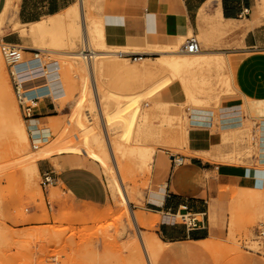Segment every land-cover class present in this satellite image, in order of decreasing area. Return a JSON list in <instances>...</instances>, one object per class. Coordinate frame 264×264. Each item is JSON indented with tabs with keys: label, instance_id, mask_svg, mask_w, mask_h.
Instances as JSON below:
<instances>
[{
	"label": "rangeland",
	"instance_id": "1",
	"mask_svg": "<svg viewBox=\"0 0 264 264\" xmlns=\"http://www.w3.org/2000/svg\"><path fill=\"white\" fill-rule=\"evenodd\" d=\"M4 1L0 0V10ZM205 12L210 13L209 8H206ZM98 13H100V16L96 15L97 11L95 9L91 10V14L96 17L95 20L99 21L100 18L108 30V43L111 46L117 49L120 46L122 50L154 51V47L139 48L117 41L118 35H120L118 24L113 21L112 17L108 16L105 7H101ZM102 15L104 16L103 18ZM195 35L200 42L202 51L222 53L226 60L225 66L220 68L196 69L193 75L194 78L190 79V81L185 80L190 86H194V92L197 96L206 97L207 100L198 106L215 113L214 126L210 130V132H215L218 128L216 124H218L219 107H221L224 100L236 96L233 84V68L237 57L225 54L223 49L233 48L234 45H238L230 41L232 36L230 31L220 34L209 27L208 30L203 29L200 34L198 32ZM191 36L194 35L186 34L179 41L180 50H182L181 45L183 42ZM10 37L17 38L19 46H26V48L23 47L25 52L22 61L18 64V70L43 66L44 62L54 59L62 63V60L65 59L63 56L53 52L30 48L33 46L32 40L29 37L23 38V36L19 35V32L3 35L0 37V42L2 40L8 41ZM167 39L155 38V40ZM176 41L177 39L173 42ZM81 43L80 39L78 42L79 48H76L78 51L83 48ZM172 43L162 44L160 42L159 44L165 48L167 47V49H172ZM36 52L40 53L39 57L35 56L34 53ZM158 55L159 53L149 52L144 57L153 59ZM43 60L46 61L42 62ZM125 60L130 65L142 61L129 58ZM81 61L84 64V68L69 70L67 65L63 66L64 76L72 78L71 80L69 79L68 83L67 80L64 82L66 87L69 86L68 95L59 102L56 101L57 111L55 116L42 121L40 124V127L50 129L52 133L50 134V139L53 140L48 145V147H51L49 150L50 156L38 160V163L40 161H50L58 170H61L65 164H71L72 159L86 157L83 154L80 155V153L78 155L69 153L66 148L67 143L59 142V144L63 145H58V141L54 139L58 137V139H62L63 136V139L65 137V139H70V142L76 147H83L79 128L74 123V104L75 100L77 101L81 96V78L89 73L88 68L85 67L84 59L81 58ZM3 62H5L4 70L2 73L0 72V98H3V93L5 94L9 90L11 92L10 96L16 101V106H18L9 68L4 57ZM104 62L110 65L105 64V67L102 70H96L95 74L96 79H99L103 88H109H106L105 92L110 91V89L117 93L141 91L144 88H149L157 81L166 79L165 85L157 97L152 99L148 94H145L143 99L140 100V105L133 110L138 117H143L140 119V139L142 143L153 146L156 149V155L162 156L164 165L168 166V168L174 156L186 158L201 154L210 155L209 160L217 165L250 166L255 163V158L258 156L257 140L260 136V119L256 115L251 114L249 107L257 102L250 103L249 100V106L244 107L246 117L244 127L240 132L236 131L227 135H223L221 132L223 136L221 135L220 142L211 147L210 150L204 152L193 151L190 146L192 125H188L186 119L191 113L190 109L197 106L190 98H187L182 87L184 78L188 75L185 73L177 74L167 68L166 70L160 69L158 71H148L142 75L139 74L135 80L119 71L112 61ZM149 63L152 62L150 61ZM98 75L101 78H97ZM111 79L112 81H110ZM227 81L231 82L230 86H227ZM38 82L43 84L45 80L40 79ZM125 84L128 86L126 87ZM43 87L44 85L34 87L27 93L30 96H46V90ZM91 93L90 90L78 101L83 105H87L88 109H90V113L88 110L84 113L87 124L93 122L92 126L95 127V130L103 133L99 117L96 120H89L90 117H97L96 110L91 112ZM259 105L261 106L262 104L259 103ZM17 109L19 110V116L26 124L30 144L28 149L17 152L12 146V140L9 135L0 134V264H129V260L136 255H141L143 264H148L140 244L138 246L136 244L139 231H142L146 241L150 240L155 244V251H150V264H163V252L168 244H158L157 225L152 228L138 225L137 228L131 217L133 212L136 215L141 214L145 218L150 217V214L141 210L139 206L143 205L142 200L145 192L154 188L156 184L155 165L141 169L134 163L130 155L119 154L117 156L118 165L121 168V178L129 197L128 203L124 200L125 191L121 187H119L120 195L118 199L109 197L107 203L101 206L76 203L66 195L60 198L59 196L63 193L59 188L51 185L47 188L42 186V175L40 173L35 177L34 182L29 184L27 181L25 168L28 161L24 160L25 158L23 157L28 155L25 152H36L37 149L33 148L28 122L22 117L19 106ZM103 114L104 116L106 114L105 108ZM145 115L147 118H144ZM122 132V128L118 127L117 124H114L112 129H110L112 138L117 137ZM62 133L63 135H61ZM75 135L79 139L75 138ZM135 136L136 134H134ZM40 138L43 140L45 136ZM218 151H220L219 154L222 152L230 153L220 156ZM62 155H67L70 158L64 165L62 163ZM86 159L89 158L86 157ZM89 160L97 164L98 168L102 165L99 158ZM183 162L185 164L187 160ZM256 163L260 165L258 159ZM172 164L175 166L174 163ZM247 188L252 190L248 191L242 187L235 188L232 186H222L220 188L219 198L223 204L224 215L220 219L210 211V220L213 226L221 228L222 234L199 243L211 255L212 264H252L251 260L254 259H258L264 264V256H257L242 247L243 239H247L253 248L258 250V242H253L252 239L256 238L255 230L258 226L264 230V189ZM51 192L53 195H51ZM238 196H241V201H239ZM119 200L123 201V203ZM211 201L218 202L214 198H211ZM178 221L181 222L180 217Z\"/></svg>",
	"mask_w": 264,
	"mask_h": 264
},
{
	"label": "crops",
	"instance_id": "2",
	"mask_svg": "<svg viewBox=\"0 0 264 264\" xmlns=\"http://www.w3.org/2000/svg\"><path fill=\"white\" fill-rule=\"evenodd\" d=\"M76 1L20 0L17 14L22 24H29L57 14ZM96 4L97 12L105 7L108 16L118 24L120 35L117 41L139 48L146 44L172 43L178 34L186 35L190 27L194 36L216 23H222L221 31L217 33L232 32L230 41L238 46L224 48L223 51L237 57L233 68L236 96L222 102L224 112L221 114L218 110L220 120L215 132H210L215 121L213 111L206 114V124H192L195 125L190 130V146L193 151L210 150L220 142L223 125L237 121L244 123V107L249 106V100L250 103L253 100H264V0H98ZM206 8H209L210 13L205 12ZM157 37L168 39L155 40ZM8 41L17 44V38L10 37ZM38 86L43 85H33ZM38 98L35 118L31 120L35 122L29 124L34 128L55 116L57 111L52 96ZM237 112H240L239 115ZM36 131L37 137H40V131ZM261 140L264 142V134L259 136L258 142ZM259 146L255 163L250 166L217 165L209 160L210 155L201 154L184 157L187 162L178 166H173L172 162L168 168L162 156L156 155V184L145 192L143 205L139 208L149 213L151 219L154 216L158 219L156 234L163 245L168 244L163 252V264H212L211 255L199 245L200 242L222 234L220 227L212 225L210 211L220 219L224 215L219 198L222 186L264 189V156ZM229 153L222 152L219 155ZM62 158L63 165L70 160L67 155H62ZM257 159L260 165H257ZM38 167L41 175H53L55 181L51 186L62 191L60 198L66 195L76 203L95 206L107 203L109 193L105 179L96 169L98 165L92 161L72 159L71 164H65L61 170L56 169L50 161H40ZM211 198L218 202H212ZM184 216L197 217V227L187 226ZM150 217L144 218L150 221ZM179 217L181 222L178 221ZM251 261L252 264H262L258 259Z\"/></svg>",
	"mask_w": 264,
	"mask_h": 264
},
{
	"label": "bare ground",
	"instance_id": "3",
	"mask_svg": "<svg viewBox=\"0 0 264 264\" xmlns=\"http://www.w3.org/2000/svg\"><path fill=\"white\" fill-rule=\"evenodd\" d=\"M19 2L20 0H5L4 5L0 11V37L13 32H19V35L23 36V38L29 37L30 40H32L33 46H31L30 48L40 51L53 52L65 58L62 60V63L56 59L46 63L44 62L46 60H43V65H45L35 68L42 69L44 67V70L42 72H39V78L45 80V83H39L38 80L40 79L37 78L35 79L37 81H34V84L39 83L44 85L43 88L46 90V95L52 96L55 102H59L61 99L65 98L68 95L69 86L66 87L64 82H66L67 80L68 83V81L72 79L71 77H66V75L64 76L63 66L67 65L69 70L84 68V64H82L81 61V58H83L85 62V67L89 70V73L87 75L82 76L81 78L82 88L80 92V98L82 99L91 90V112L96 110L97 117H90L89 120H96L99 117V119L101 120L103 133L97 132L95 130V127L92 126L93 122L87 124V122L85 121L84 113L87 110L90 113V109H88L87 105H83L80 101H78L80 100L79 98L77 99V101L75 100L74 104V123L79 128L83 147H76L70 142V139H65L66 137L63 139V136L62 139H58L59 137L54 139L58 141V145H63L59 144V142H63L65 144L67 143L66 148L68 149L69 153H74L77 155L80 153V155L83 154L89 159L99 158L101 160L102 165L96 169L106 181V185L109 190V197L113 199H118L120 195L119 187H121V189L125 191L124 200L128 203L129 197L126 192L124 182L121 178V168L118 165L117 156H119V154H122L124 156L125 154L130 155L133 158L134 163L141 169L150 166L153 167V165L155 164L156 149L151 145H146L142 143L140 139V119L143 117H138V115L135 114L133 109L137 108V106L140 105V100L143 99V96H145V94H148L149 97H152V99L157 97V95L163 89L166 79L157 81L153 83L149 88H144L141 91H128L127 93H117L111 91L112 89H110V91L105 92V89L108 87L104 89L103 85L99 82V79H96V70H102L103 67H105V64H109L104 61L110 60L119 71H122L124 74H126V76H131L135 80L138 78L139 74L142 75L148 71L152 72L158 71L160 69L166 70L167 68L175 71L177 74L185 73L188 76L184 78L182 87L185 91V95L187 96V98H190L197 106L190 109L191 113L186 119V122L188 125H192L195 123L206 124L208 122V115L206 114L211 111L200 108L201 106L199 107L198 105H200L203 101L207 99L204 96H197L194 92V86H190V84H188V82H185V80L187 79V81H190V79H193V75L196 69L198 70L208 67L220 68L225 66V57L222 55V53L205 52L201 49L198 52H188L183 49L182 51L180 50L179 41L184 37V34H178L176 38L177 41L172 43V49H167V47L165 48L161 44H146L147 46H144L145 48L154 47L155 49L153 52L159 53V55L153 59L143 57L142 59H140L142 61L137 62L134 65H130L125 60L126 58L121 56L120 53H136L140 51L122 50L120 46L117 49L116 47L111 46L108 43V30L105 28L104 23H102L100 18L99 21H96V17L91 14L92 9H95L97 11V7L95 6L98 5L96 4L98 3V0H78L72 5H70L68 8L57 14L47 16L39 21L31 22L29 24H22L18 17L17 13L19 10ZM96 15L100 16V13L97 12ZM103 17L104 16L102 15V18ZM221 27L222 23H216L211 28L216 32H219L221 31ZM187 34L194 35V32L191 27L187 29ZM80 39L82 41L81 44L83 48L82 50H80V48L78 51L76 48H79L78 42L80 41ZM184 43L185 42H183V44ZM183 44L181 46H183ZM21 46L26 48V46L24 45ZM149 52L153 53L148 50L144 51V53ZM1 54L2 53L0 52V72L2 73L4 70L5 62H3V57ZM36 56L39 57L40 53H37ZM150 61L152 63H149ZM97 78H101V76L98 75ZM73 79L75 80V78ZM110 81H112V79ZM107 83H109V81ZM230 85L231 82L227 81V86ZM125 86L127 87L128 85L125 84ZM10 93L11 92H9L8 90L5 92V94L3 93V98H0V134L9 135V138H11L12 140V146L17 152H20L22 150L28 149V145L30 144V138L26 124L18 114L19 110L17 109L18 106H16V101H14V99L10 96ZM253 102L257 103L250 105L251 107H249V109L251 114L261 118L259 123L261 124L259 127V132L262 136V134H264V100H253ZM259 103L262 105L260 106ZM104 108L106 109L105 116L103 114ZM218 110H220L221 114L222 112H224L222 107H219ZM232 110H230V112ZM233 114L236 115V113ZM229 115L230 113L228 114V116ZM144 118H147L146 115L144 116ZM34 122L35 121H30V123H28V129L30 126L29 124ZM114 124H117L118 127H121L123 132L117 137L115 136L112 138V136L110 135V129H112V126ZM243 125L244 123L242 121H237L234 123L231 122V124H227L225 126L223 125L224 130H222L221 132L223 135H227L236 131L240 132L243 129ZM37 129L40 131V137L45 136L43 140L42 138L37 137ZM49 131V128H42L40 126L38 128H34L32 126L31 131L29 130L30 134H33L34 137L37 138L35 139V142L38 146L36 152H25L28 155L26 157H23L25 158L24 160L28 161L25 168V175L29 184L34 182L35 177L38 176L40 173L38 167V160L45 159L50 156L49 150L51 149V147H48V145L51 144L53 139H50L51 135L50 133H48ZM46 133L47 135H45ZM134 134H136L135 137ZM61 135H63V133ZM75 138H78V136H76ZM263 144L264 142L262 140L258 142V145H260L259 149L261 150L262 155L264 156ZM86 157L83 158L86 159ZM243 189L248 191L252 190L250 188ZM240 198L241 196H238L239 201H241ZM119 201L123 203V201ZM131 217L133 218V223L137 228L138 225L141 227H154L158 223V219L156 216H154L153 219H151L150 217L149 221V218L145 219L141 214L136 215L133 212ZM137 236L138 241L136 244L137 246L138 244H140L141 249L143 251V255L145 256L148 264H150V251H155V244L150 240L146 241V239L142 235V231H139ZM157 242L159 245H163L162 241L158 238ZM129 264H143L142 256L136 255L135 257L131 258L129 260Z\"/></svg>",
	"mask_w": 264,
	"mask_h": 264
},
{
	"label": "built area",
	"instance_id": "4",
	"mask_svg": "<svg viewBox=\"0 0 264 264\" xmlns=\"http://www.w3.org/2000/svg\"><path fill=\"white\" fill-rule=\"evenodd\" d=\"M182 49L188 52H198L201 49L200 42L198 41L196 36L188 37L185 43L183 44ZM0 51L3 57L5 58L7 62V66L9 68L8 70H9L11 82L13 85V89L15 92V96L18 102L21 115L26 122L31 121L35 118L34 113L38 106L39 98L38 96H30L27 92L34 88L33 87L34 81L35 79L39 78V72H42L44 70V67L42 69L32 67L27 70H18L17 67L18 64L23 59V54L25 52V49L16 43L2 40L0 42ZM34 54L36 56L37 52ZM120 55L125 58L140 60L144 56H146L147 53L121 52ZM33 69H38V70H33ZM52 99L54 100L53 97ZM30 127L31 126H29V130L31 131ZM50 134H52L51 131ZM31 136L33 142V148L37 149L38 146L35 142V137L33 134H31ZM172 158H173L172 162L174 163V165L183 164L184 157L174 156ZM54 181H55L54 177L51 173H45L42 175L41 184L45 188L51 185ZM184 219H186V225L189 227H197V224L199 222V219L197 217L184 216ZM255 234H256L255 235L256 238L252 239V241L258 242L257 247H259V249L255 250L253 246L250 244V241L247 239H243L244 241H242V247L248 252H252L264 256V230L258 226L255 230Z\"/></svg>",
	"mask_w": 264,
	"mask_h": 264
}]
</instances>
